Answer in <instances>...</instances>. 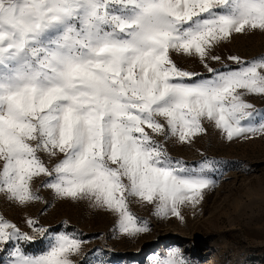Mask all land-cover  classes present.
I'll use <instances>...</instances> for the list:
<instances>
[{
    "label": "snow or ice",
    "instance_id": "obj_1",
    "mask_svg": "<svg viewBox=\"0 0 264 264\" xmlns=\"http://www.w3.org/2000/svg\"><path fill=\"white\" fill-rule=\"evenodd\" d=\"M256 30L264 0H0V194L39 200L30 182L43 174L57 196L117 213L129 236L148 231L129 197L182 219L180 206L214 185L206 173L215 162L188 167L156 137L190 144L204 121L228 141L264 137V112L245 99L264 95V57H229L237 67L225 71L208 65L220 59L216 46ZM172 53L198 58L212 76L196 79ZM32 239L0 217L7 264H75L82 248L59 234L29 254L19 242ZM151 264L191 262L175 249Z\"/></svg>",
    "mask_w": 264,
    "mask_h": 264
},
{
    "label": "rangeland",
    "instance_id": "obj_2",
    "mask_svg": "<svg viewBox=\"0 0 264 264\" xmlns=\"http://www.w3.org/2000/svg\"><path fill=\"white\" fill-rule=\"evenodd\" d=\"M213 51L220 59L209 61V67L235 69L237 64L229 57L242 61L264 57V31L235 34ZM172 58L181 69L196 73V79L212 76L198 58L175 53ZM245 99L264 112V95L250 94ZM203 123L207 132L190 144L175 137H156L168 155L188 167L215 162L206 173L214 185L204 190L198 204L180 206L182 219L158 216L153 204L129 197V210L138 225L148 228L129 236L120 231L117 213L89 200L57 196L45 186L50 178L43 174L30 182L39 200L21 205L0 194V217L33 237L30 242H19L29 254H43L51 237L59 234L80 239L81 252L72 256L75 264H151L154 257L175 249H180L191 264H264V137L228 141L214 123ZM40 155L48 167L54 166L55 161ZM28 220L46 231L37 232ZM0 260L7 264V252L0 251Z\"/></svg>",
    "mask_w": 264,
    "mask_h": 264
}]
</instances>
